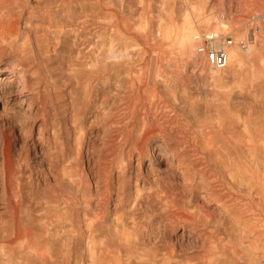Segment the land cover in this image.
I'll return each instance as SVG.
<instances>
[{"label":"bare ground","instance_id":"1","mask_svg":"<svg viewBox=\"0 0 264 264\" xmlns=\"http://www.w3.org/2000/svg\"><path fill=\"white\" fill-rule=\"evenodd\" d=\"M223 1L198 0L180 26L160 32L178 53L153 57L129 29L114 26L109 0H43L56 17L40 35L0 22V247L52 262L54 246L45 252L41 238L50 218L76 233L60 246L86 253L91 264H261V27L253 41L250 32L234 40L226 69L209 67L212 91L204 100L186 86L187 69L200 68L203 57L195 36L231 28L213 11ZM240 5L255 11L264 0ZM9 6L0 0V12ZM48 91L59 101L52 111L43 99ZM34 110L44 118L40 132L56 140L47 168L23 155L31 149L28 123L39 117Z\"/></svg>","mask_w":264,"mask_h":264},{"label":"rangeland","instance_id":"2","mask_svg":"<svg viewBox=\"0 0 264 264\" xmlns=\"http://www.w3.org/2000/svg\"><path fill=\"white\" fill-rule=\"evenodd\" d=\"M9 1L10 6L8 7V10L3 13L0 12V22L18 23L21 33L23 35L30 34L31 36H35L36 34L40 35L46 31L47 27L52 26V21H54L56 15H51L50 13H52L51 9L54 8V5L53 7H46L47 5L43 3V0ZM235 1L230 2V0H225L223 3L221 2L220 4H216L214 6L213 11H215L216 14L222 15L224 18H226V20L232 22L230 30L224 34H229L234 40L237 41L238 36L246 32L249 34L250 32L253 41L255 35L258 34V32L257 34L255 33L259 30L258 27L260 26L263 32L261 37L264 38V8H257L258 10L256 9L255 11H246L241 8L240 4L242 0H240V2L239 0ZM197 2L198 0H188V2L185 0H109V2H106V8L107 12L112 16L111 21H113L114 26L125 27L129 29L130 38L139 43L140 49L146 54V56L153 57L160 51L169 53L172 48L173 49L170 53L175 51V47H171V42L166 40L160 32L170 25L180 26L182 24L181 22L183 15L192 5L197 4ZM55 28L56 26L53 27V30H55ZM69 29L70 26H66L64 31ZM202 32L207 31L203 30ZM165 49L167 51H163ZM175 52L178 53L177 50ZM63 56L66 58V55ZM197 58L199 66L201 67H189L187 69L188 78H186L188 92L196 100L203 97L204 94L210 93L212 91V87H210L208 81V78L211 75L209 73L210 68L204 57L201 59L199 56H197ZM200 63L202 64L200 65ZM68 66V62L64 61L63 68L67 70ZM51 91H53V89ZM54 98L55 95L53 96V93L50 95L49 91L47 93H43V99H47L49 102H52L50 104L48 103L47 105L48 111H52V104L55 106H58L59 104L57 97L55 99ZM201 99L204 100L203 98ZM12 105L13 104L9 105L8 113H11L10 108ZM33 108L36 110L35 107ZM4 109L5 104L0 103V113H3ZM17 110H20L18 106ZM35 110L34 112L36 113ZM37 113H39V117L35 119L33 118L28 123V125L33 128V133L30 140L31 149L30 151L24 150L23 155L24 157L29 156L31 163H36V166L39 165V167H37L39 169L41 165L44 166V168L49 166V163L58 153V149L54 144L56 141L55 138L52 137L48 131H43L42 133L40 132L39 126L43 123L44 118L42 115H40L42 114V111ZM40 133L43 135L41 140ZM149 164L150 160L145 159V170ZM0 206L2 207L3 205L0 203ZM1 207L0 211H3L4 209ZM213 208L214 206L212 209ZM158 212H161V210H158ZM158 212H155L153 217H155V219L159 218L161 220L162 218H160V215L158 216V214H156ZM50 220V218H47L43 221L44 228L41 233V238L44 241L43 245L45 252H48L47 245H50L49 248H51V244L54 246L52 254H54L56 257L54 258L57 260L52 258V262L54 264H91L88 260V257L86 256V253L84 256L82 251V253L77 251V248L72 249L66 245H64L65 248L62 247L63 245L60 246L61 242L63 241L64 243L62 244H65L66 241L68 243L70 239H74L76 233L71 232V230L66 227L60 228L61 226L52 224L53 222L51 223ZM182 232L183 229H180L177 232V235L182 234ZM242 235L246 236L244 233ZM256 236H258L257 232H252V234L249 236V239L255 240ZM249 239L243 238L241 243L248 246L251 243ZM58 240L59 242H57ZM51 241L55 243L53 244ZM56 243H58L59 246ZM55 247L57 248L55 249ZM61 248L62 251L60 254ZM7 249L4 250V248L0 247V264H53L50 261H48V263H39L40 259L30 254L21 253L20 249L18 248H16L14 252L10 249V252L12 253H10L9 250L7 251ZM261 250L262 249L258 250L257 254L259 256V263L264 264V256L262 253L263 250ZM82 256H84L85 260L81 259ZM138 260L134 259V261L132 260L128 264H145L141 260Z\"/></svg>","mask_w":264,"mask_h":264},{"label":"built area","instance_id":"3","mask_svg":"<svg viewBox=\"0 0 264 264\" xmlns=\"http://www.w3.org/2000/svg\"><path fill=\"white\" fill-rule=\"evenodd\" d=\"M198 55L203 56L209 67L214 70H224L229 64L230 49L235 46V41L229 34L204 32L194 38ZM242 49H247L246 41L240 43Z\"/></svg>","mask_w":264,"mask_h":264}]
</instances>
